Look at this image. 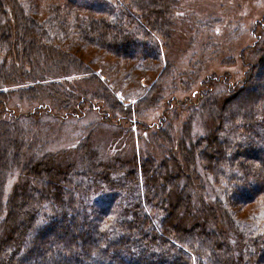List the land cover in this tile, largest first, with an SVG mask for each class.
<instances>
[{
	"label": "trees",
	"instance_id": "obj_1",
	"mask_svg": "<svg viewBox=\"0 0 264 264\" xmlns=\"http://www.w3.org/2000/svg\"><path fill=\"white\" fill-rule=\"evenodd\" d=\"M178 1L62 0L52 5L51 0H0V52L6 50V57L0 59V264H264V90L260 94L242 93L230 108L220 111L212 107L206 86L200 108L209 107L207 135H193L191 125L198 110H191L173 147L172 118L168 119L167 130L160 131L161 135L159 131L153 134L152 144L157 152L148 148L149 159L142 163L136 154L123 156V151L106 156L91 138L73 149L43 155L40 161L44 163H33L34 158L30 157L11 196L7 200L2 196L4 176L23 143L20 117L11 124L3 119L10 115L5 99L11 98L4 88L22 86L27 106L37 102L43 108L41 103L48 101L55 112L68 107L75 116V109L86 104L94 111L101 109L102 119L115 115L126 124H133L136 115L142 116L156 107L160 98L150 95L152 90L142 94L137 101L142 106L139 113L136 106L122 107L98 81L89 80V84L79 87L92 69L88 70L89 63L83 55H77L71 39L86 45L82 51L107 50L121 59L130 58L127 50L134 49L140 61L124 72V78L133 79L138 86L139 80H146L144 72H166L168 68L147 60L154 56L160 59L159 37H171L170 16ZM62 39L71 41L61 46ZM260 45L263 48L264 39ZM60 48L69 53H62ZM39 56L44 65L38 62ZM66 63L75 65V75L79 77L52 80V75L68 74ZM262 63L263 60L253 67L248 81L256 76ZM134 72L141 75L136 77ZM70 83L77 90L72 97L68 93ZM60 92L69 98L60 99ZM86 98L99 101V106L90 100L86 103ZM44 107L49 108L46 104ZM36 112L29 113L23 121L37 125L32 120ZM141 123L148 124L145 120ZM95 124L85 125L87 135L95 131ZM120 124L119 120L111 126L117 131L108 135L106 143L118 139L124 145L131 140L132 127L122 129ZM147 127L137 129L148 131ZM221 127L222 136H218ZM157 142L165 145L159 149ZM206 148L213 154H208ZM175 156L180 157L182 165L177 164ZM198 157L213 181L208 191L206 182L201 183L195 175L190 178L189 192L176 183L170 192L167 178L171 168L167 163L174 161L172 170L176 175L195 173ZM42 173H47L45 179L37 178L34 185L30 178ZM252 184L260 187L252 188ZM211 191L210 206H202ZM196 193H202L197 211L204 222L200 229L190 212L191 197ZM255 200L256 206L248 216L253 224L236 221L238 209ZM205 222H210L215 231H208L211 227Z\"/></svg>",
	"mask_w": 264,
	"mask_h": 264
},
{
	"label": "rangeland",
	"instance_id": "obj_2",
	"mask_svg": "<svg viewBox=\"0 0 264 264\" xmlns=\"http://www.w3.org/2000/svg\"><path fill=\"white\" fill-rule=\"evenodd\" d=\"M51 1L53 2L52 5L62 3V0ZM44 9L46 13L48 10L47 6ZM41 15L43 16V13ZM170 19L172 21L171 24H173L171 37H159L160 42H162L160 59L154 56L153 60H147L149 63H162V65H166L168 68L166 72L161 71V69L160 71L153 69L144 72L146 80H139L140 85L138 86H136L137 84L133 79L124 78V72L133 69L140 61L134 49L127 50L128 57L130 58L121 59L107 50L100 49L95 51L93 48H86L85 51H82L80 49H84L86 45H80L77 40L74 41V37L71 39L74 43L73 47L77 49V55H83V60L86 59L87 63H89L88 70L92 69L84 75L86 81L80 82L78 84L79 87L89 84L87 82L89 80H92V83L98 81L103 84L102 87L107 90V94L120 102L122 107L130 106V109H135L136 106L139 113L142 106H138L137 101L142 94L152 90L150 91V95L156 94V97L160 98L156 107L147 110L142 116L141 114L139 116L136 115L137 119L133 121V124H126L122 117L115 115L111 116V118L102 119L101 109L97 112L94 111L95 108H87L86 104H83L80 110L75 109L77 112L74 111L75 116L72 115L73 113L68 107L55 112L48 101L41 103L43 108H39L37 106L39 103L37 102L35 104H28L29 106H27L26 101H23L25 92L20 89L22 86L4 88V91L8 95H11V98L9 101L5 99L6 108L10 115H7L6 118L3 117V119L9 121L11 124V122L15 121V117H20L22 122L19 120V123H21L19 129L23 141L17 158L14 159L13 157L11 168L7 169V174L3 179L2 196L4 200H7L11 196L13 189L20 182V178L24 174L23 169L25 168V164L29 162L30 157L34 158L33 163L41 162L40 159L45 154L54 155L68 149H73L76 145H81L79 142L85 143L84 140L86 138H91L92 143H95L99 152L104 155L106 154V156L112 157L123 151V156L136 154L140 158V163H142L143 160L149 159L146 156L148 148L153 153L157 152L155 144H152L154 140L153 134L159 131V135H161L160 131L166 129L165 122L168 119L172 118L170 129L174 141L173 147L176 145V134L186 122L191 110H198V117L191 125L193 135L199 138L207 135L205 128L208 120L207 116H210V112H208L209 107L200 108L201 100L205 98L203 94L207 93L205 91L206 86L209 89L208 96H211L209 98L212 107L217 110L220 109V111L230 108L237 101L236 97L238 98V95L242 93L260 94L264 90V63L257 67L256 76L252 78L251 82L247 80L252 76L253 67L257 63H261L262 60L264 62V45L263 48L260 45L264 39V27L262 25L264 24V0H179L176 8L172 10ZM10 21V24H12L13 20L11 19ZM257 22L261 25L257 24ZM68 38L70 37L68 36ZM10 39L13 40V36ZM71 40L66 41V39H62L60 45L65 46L66 44L62 43L70 42ZM259 49L263 50V52H259ZM17 51L20 52V46H17ZM59 51L65 54L69 53L62 48ZM3 57H6V50L0 52V59ZM172 61L174 65L169 66ZM38 62L40 65L45 64L41 56L38 57ZM70 64L72 63L64 65L65 71L68 72L67 75L60 73L59 75H52L50 78L56 80L55 78L59 77L57 79L63 80L79 77V75H75L77 74L75 72V65ZM50 71L53 72V70ZM133 74L136 77L137 75H141L139 72H134ZM62 76H66V78H62ZM75 80L78 79H71L69 81ZM145 83L148 85H145ZM209 86H211V89ZM70 87L71 91L68 93L72 97L77 90L71 83ZM229 87L232 88L231 91H228L230 90ZM37 94L36 91L33 92L34 97ZM58 96L60 99L63 97L65 100L69 98V96H64L61 92ZM89 100L95 107L100 104L99 101H94L91 98H86L85 102L88 103ZM72 101L70 99L69 103H72ZM45 104L49 108L44 109ZM33 111H37V116H34V119H32L38 122L37 125L26 124L23 121L25 120V116H28L29 113L32 114ZM160 118H163V120L161 121ZM119 120L122 129L132 127L131 140L129 141L128 139V142H125L124 145L118 139L111 144L106 143L108 135L117 131L115 127L111 126H115L113 124ZM143 120L148 124L141 123ZM204 122L206 123L203 127ZM88 123H96L95 125H98L93 133L87 135L88 130H85V125H88ZM143 125H148V131H139L137 129V127L142 129ZM83 129L84 132H82ZM222 131L223 128L221 127V129L217 130V135L222 136ZM157 145L160 149L165 143L157 142ZM201 145L205 147L204 143ZM206 152L208 154L212 153L207 148ZM248 154L251 155L249 152ZM175 160L177 164L179 162L182 165V160L180 162L179 156H175ZM198 160V167L195 173L189 171L187 174L183 173L179 175H176L175 171L172 170L174 161L167 163L171 168L170 177L168 176L167 178L170 192L175 183L177 186L182 184V190L189 192L190 178L194 179L195 175L201 183L206 182V189L208 191V186L213 181L207 177L208 174L203 169V163H201L199 157ZM46 175L47 173H42L38 176L34 175L30 179L35 185L38 181L37 178H42L43 180ZM62 185L66 186V184ZM139 186L142 188L141 175H139ZM249 186L259 188L260 184ZM251 190L249 194L253 192ZM213 192L211 191L205 196L204 201L206 204L203 202L202 206H210ZM235 192L238 193L237 190ZM201 194L196 193L192 195L190 208L191 215L194 217V224L199 229L201 224H204L197 213L201 206V200H199V197H202ZM256 200L253 204L238 209L240 213L235 218L236 221H244L247 226L253 224L248 216L251 208L256 206ZM5 204H7V201ZM178 213H183L181 207H179ZM205 225L209 226L208 228L211 227L208 231H215L210 222ZM213 234L217 238V234ZM219 249L221 250L222 247L220 246Z\"/></svg>",
	"mask_w": 264,
	"mask_h": 264
},
{
	"label": "bare ground",
	"instance_id": "obj_3",
	"mask_svg": "<svg viewBox=\"0 0 264 264\" xmlns=\"http://www.w3.org/2000/svg\"><path fill=\"white\" fill-rule=\"evenodd\" d=\"M245 195V194H244Z\"/></svg>",
	"mask_w": 264,
	"mask_h": 264
}]
</instances>
